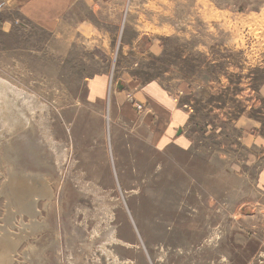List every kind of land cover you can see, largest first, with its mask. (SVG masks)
<instances>
[{
  "label": "rangeland",
  "instance_id": "1",
  "mask_svg": "<svg viewBox=\"0 0 264 264\" xmlns=\"http://www.w3.org/2000/svg\"><path fill=\"white\" fill-rule=\"evenodd\" d=\"M0 20L30 116L0 141L8 264H264V0H74L51 29L0 0ZM161 92L188 114L167 143Z\"/></svg>",
  "mask_w": 264,
  "mask_h": 264
},
{
  "label": "crops",
  "instance_id": "2",
  "mask_svg": "<svg viewBox=\"0 0 264 264\" xmlns=\"http://www.w3.org/2000/svg\"><path fill=\"white\" fill-rule=\"evenodd\" d=\"M11 2L13 9L24 15L26 19L46 29H51L50 27L55 24L58 17L63 15L74 5V0H11ZM155 90L156 89H154V91ZM92 96L94 97V95ZM159 97L164 104L159 109H155L157 113L154 111L150 117L151 119L154 117L158 119V134L154 135L156 140L158 142L167 143L172 140L171 138H167L171 137L173 132L175 134L176 132L177 134L179 133L180 126L187 120L188 114L181 109L175 101L170 102L162 92ZM161 124H165L163 129ZM260 173V177L264 180V168Z\"/></svg>",
  "mask_w": 264,
  "mask_h": 264
},
{
  "label": "bare ground",
  "instance_id": "3",
  "mask_svg": "<svg viewBox=\"0 0 264 264\" xmlns=\"http://www.w3.org/2000/svg\"><path fill=\"white\" fill-rule=\"evenodd\" d=\"M92 41L89 40L88 44L91 45ZM15 92V91H14ZM10 95L8 90L6 89L5 85H0V141L7 135H5V132H10V134H13L14 131H19V127H26L30 123V116L27 112H20V108L18 107V99H16V94ZM9 141V139L7 140ZM10 145H12V142H8ZM29 176L26 175L24 177V184L22 185V193L21 197L28 201L26 203V207L23 205L25 203L19 202L20 204L24 206V209L27 207L28 212L30 213L31 217H34L35 215V200L33 197V194L36 192V190L41 187L42 190H45L43 186L45 187V180L36 176ZM18 179V178H15ZM22 180V179H21ZM12 181V179H11ZM15 181V180H14ZM43 185V186H42ZM22 206V207H23ZM21 207V208H22ZM94 232V231H93ZM97 235V234H96ZM94 236V235H93ZM89 243V242H88ZM92 244V243H91ZM104 248L103 246L100 248ZM2 250V249H1ZM0 250V264H8L7 261L4 259L5 254ZM103 252L106 253L107 256H109L108 251L104 248L102 249Z\"/></svg>",
  "mask_w": 264,
  "mask_h": 264
},
{
  "label": "water",
  "instance_id": "4",
  "mask_svg": "<svg viewBox=\"0 0 264 264\" xmlns=\"http://www.w3.org/2000/svg\"><path fill=\"white\" fill-rule=\"evenodd\" d=\"M116 86H117V89H118V90H121L123 85H122L121 83H117Z\"/></svg>",
  "mask_w": 264,
  "mask_h": 264
},
{
  "label": "built area",
  "instance_id": "5",
  "mask_svg": "<svg viewBox=\"0 0 264 264\" xmlns=\"http://www.w3.org/2000/svg\"><path fill=\"white\" fill-rule=\"evenodd\" d=\"M0 24H1V20H0ZM138 109H141V107L138 105V107H137Z\"/></svg>",
  "mask_w": 264,
  "mask_h": 264
}]
</instances>
